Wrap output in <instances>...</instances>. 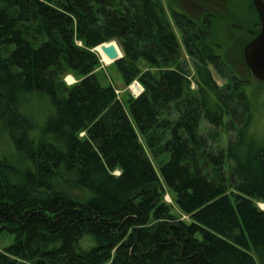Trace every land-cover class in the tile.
<instances>
[{"label":"trees","instance_id":"trees-1","mask_svg":"<svg viewBox=\"0 0 264 264\" xmlns=\"http://www.w3.org/2000/svg\"><path fill=\"white\" fill-rule=\"evenodd\" d=\"M176 7L0 0V264H264L249 79L212 12ZM111 41L138 96L101 83Z\"/></svg>","mask_w":264,"mask_h":264},{"label":"rangeland","instance_id":"rangeland-1","mask_svg":"<svg viewBox=\"0 0 264 264\" xmlns=\"http://www.w3.org/2000/svg\"><path fill=\"white\" fill-rule=\"evenodd\" d=\"M163 4L169 5L172 2L176 8L186 10L195 19H199L205 12H212L216 16V22L213 30L215 32L216 39L225 45L223 50V56L225 60L235 67V71L241 78H248L249 83L245 85V92L250 100L254 119L252 125V131L255 136L262 137L264 135V81H259L253 77L252 74H248L245 69V62L243 61V47L254 37H251L248 30H256L252 25L254 21H257V12L250 11L249 1L250 0H162ZM252 2V1H251ZM183 5V6H182ZM182 6V7H181ZM256 11V10H255ZM256 16H255V15ZM253 36V35H252ZM251 37V38H250ZM114 42V41H113ZM98 47V46H97ZM96 48V47H95ZM94 51H97V48ZM240 51V54L238 53ZM101 67L99 71L105 73L104 79L100 77L101 83L105 84L110 81L117 89V97H124L126 94L125 89L121 80V77L117 70L111 65L112 62L106 63L102 60L100 52ZM234 53V55H233ZM182 59L188 65V72L190 77L193 79V68L189 65L190 60L182 54ZM233 55V56H232ZM244 62V63H243ZM245 64V65H243ZM212 76L218 85H222L224 80L219 78L217 73L212 69ZM67 84L75 82L72 75L68 74L64 77ZM192 87L195 88V83L192 81ZM124 90V92H123ZM136 87H130L129 92L134 95H139L141 90L135 91ZM165 200L168 203H173L171 197L166 195ZM258 206L264 209V203H258ZM174 211L177 213L176 209ZM13 237L6 232L0 233V249L10 244Z\"/></svg>","mask_w":264,"mask_h":264},{"label":"water","instance_id":"water-1","mask_svg":"<svg viewBox=\"0 0 264 264\" xmlns=\"http://www.w3.org/2000/svg\"><path fill=\"white\" fill-rule=\"evenodd\" d=\"M252 5L259 17L260 27L258 34L244 45L243 58L254 78L264 81V0H252ZM99 47L111 62L122 57L121 49L115 41L102 43ZM118 49L120 54H118Z\"/></svg>","mask_w":264,"mask_h":264},{"label":"flooded vegetation","instance_id":"flooded-vegetation-1","mask_svg":"<svg viewBox=\"0 0 264 264\" xmlns=\"http://www.w3.org/2000/svg\"><path fill=\"white\" fill-rule=\"evenodd\" d=\"M254 26V29H258L259 30V27H260V21H259V17H258V20L257 21H254V23L252 24ZM255 30H248L249 34L253 35L255 32ZM259 31H257V34H258ZM256 34V35H257ZM250 72V71H249ZM251 74V73H250Z\"/></svg>","mask_w":264,"mask_h":264},{"label":"built area","instance_id":"built-area-1","mask_svg":"<svg viewBox=\"0 0 264 264\" xmlns=\"http://www.w3.org/2000/svg\"><path fill=\"white\" fill-rule=\"evenodd\" d=\"M132 86L133 87H136V89L139 87H141L140 85H139V83L138 82H136V81H134L130 86H129V90H130V87L132 88ZM141 90H142V88H141ZM134 95H135V93H134ZM136 96V95H135Z\"/></svg>","mask_w":264,"mask_h":264},{"label":"bare ground","instance_id":"bare-ground-1","mask_svg":"<svg viewBox=\"0 0 264 264\" xmlns=\"http://www.w3.org/2000/svg\"><path fill=\"white\" fill-rule=\"evenodd\" d=\"M139 89L141 90V87L140 88L138 87L135 91H138Z\"/></svg>","mask_w":264,"mask_h":264}]
</instances>
